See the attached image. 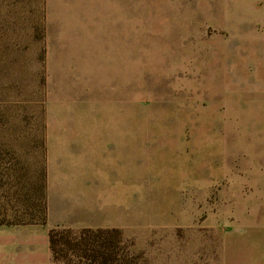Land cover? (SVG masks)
<instances>
[{
	"label": "rangeland",
	"instance_id": "374dc122",
	"mask_svg": "<svg viewBox=\"0 0 264 264\" xmlns=\"http://www.w3.org/2000/svg\"><path fill=\"white\" fill-rule=\"evenodd\" d=\"M61 1L51 71L46 0H0V213L36 212L20 203L41 200L53 116L100 135L113 166L87 172L106 166L117 226L97 228L120 230L132 264H264V55L217 54L225 3L138 0V38L115 40L110 5Z\"/></svg>",
	"mask_w": 264,
	"mask_h": 264
},
{
	"label": "crops",
	"instance_id": "0c3cea01",
	"mask_svg": "<svg viewBox=\"0 0 264 264\" xmlns=\"http://www.w3.org/2000/svg\"><path fill=\"white\" fill-rule=\"evenodd\" d=\"M211 1L214 9L217 8L218 3L224 2L226 5V9L221 12L220 9L214 18V24L222 26L229 34L226 47L224 46L217 54L231 55L233 53L231 49L234 48L230 47L229 41L238 40L240 43L238 50L244 48L248 51L244 53L234 51L233 54L264 55V37L254 32L257 26L264 24V0ZM102 2L110 5L106 11V21L113 23L112 26L115 29L124 27L128 30L125 33L107 34L106 38L115 40L138 38V0H102ZM63 5L64 2L61 0H46L48 22L52 32V52L49 62L51 71H53V57L55 58L58 52L56 47L62 43L59 40H63L59 38L60 17L54 16L53 13L55 9L57 12L63 10ZM112 5L114 6L111 7ZM241 33L247 35L242 36ZM253 63L258 65L260 61L256 60ZM50 117L45 165L47 220L43 224H0V264H54L48 234L50 229L55 227L81 229L117 226L114 215H112L114 220L107 223L105 218L108 212L101 205L100 191L103 192L102 199H106L107 191V184L103 186L101 183L110 181L106 175V166L99 170L94 169L92 172L94 177L91 176L92 173L89 176L87 172L88 162L94 163L102 160L107 167L113 166L108 161L112 158L98 152L100 135L90 132L83 133V131L69 132L63 126L58 128V121L56 122L53 116ZM80 136L87 139L82 141L84 144L81 147L82 150L79 151L77 144H80V140L77 137ZM124 136L125 133L122 134V137ZM108 142L113 143V141ZM105 148L109 150L108 146ZM78 155L81 157L78 158ZM92 195H95L94 198Z\"/></svg>",
	"mask_w": 264,
	"mask_h": 264
},
{
	"label": "trees",
	"instance_id": "16d2710c",
	"mask_svg": "<svg viewBox=\"0 0 264 264\" xmlns=\"http://www.w3.org/2000/svg\"><path fill=\"white\" fill-rule=\"evenodd\" d=\"M42 197L39 203L25 198V207L36 206L35 213L24 212L21 217L0 213V224H43L47 220L46 171L43 170ZM13 216V215H12ZM52 261L64 264H132L134 257L121 255L123 244L120 230L116 228H60L50 229L48 234Z\"/></svg>",
	"mask_w": 264,
	"mask_h": 264
}]
</instances>
